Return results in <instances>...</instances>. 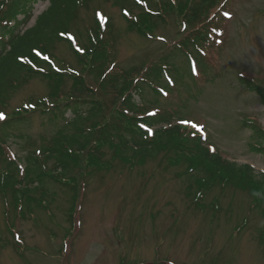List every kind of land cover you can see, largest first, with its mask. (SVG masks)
<instances>
[{"label": "rangeland", "instance_id": "rangeland-1", "mask_svg": "<svg viewBox=\"0 0 264 264\" xmlns=\"http://www.w3.org/2000/svg\"><path fill=\"white\" fill-rule=\"evenodd\" d=\"M48 8L49 0L32 4L30 15L18 19L19 32L34 26ZM128 10L140 15L137 0H91L76 7L68 35L87 49L88 27L97 23L107 28L100 22L103 15L113 26L115 53L108 66L114 62L116 69L152 71L155 59L190 39L205 20L184 27L181 16L171 15L166 24L144 36L129 29ZM208 13L218 19L210 20L214 26L209 46L194 56L198 73L178 57L166 71L171 80L164 75L161 81L167 93L147 85L136 99L146 106L143 112L157 109L159 115L172 114V124L188 121L182 122L186 130L202 134L213 153L264 174V152L255 147L264 137V104L248 85H264V0H219ZM49 51L61 68L67 64L81 75L89 71L68 42L57 41ZM96 74L92 70L86 76L92 86ZM242 76L248 84L240 81ZM70 85L66 80L63 93ZM53 91L48 78L37 75L6 93L8 102L0 109L9 116L25 103L37 107L28 127L10 132L8 155L24 161L27 154L41 149L43 140L66 127L64 120L50 122L41 114L40 101L46 97L52 101ZM102 102L108 110L115 108L106 97ZM102 151L113 162L111 167L105 161L96 169L84 164L82 169L90 173H83L74 189L47 185L46 199L32 204L24 215L21 205L16 210L10 198L0 194V264H264V211L254 207L249 191L233 186L223 190L220 185L200 198L196 177L205 174L187 170L183 174L186 165L169 164L166 152L131 169L113 159L114 149L104 146ZM9 224L20 233L22 243H13Z\"/></svg>", "mask_w": 264, "mask_h": 264}, {"label": "trees", "instance_id": "trees-1", "mask_svg": "<svg viewBox=\"0 0 264 264\" xmlns=\"http://www.w3.org/2000/svg\"><path fill=\"white\" fill-rule=\"evenodd\" d=\"M39 1L0 0V107L7 104L9 98L6 93L9 90L31 77L41 75L48 78L54 87L52 101L49 100L50 104L47 105L43 103L41 114L50 122L64 120L69 125L61 126L50 140L44 141L46 144L41 148L43 160L35 152H30L21 168L20 159H12L5 145L11 131L31 124L32 114L37 109L20 107L6 120H0V194L9 197L16 210L21 205L22 210L19 211H23L24 215L28 209L32 210V204L43 202L50 192L46 186L52 183L74 189L83 173L87 176L90 173L82 169L84 164L87 168L96 169L102 168L105 161V166L111 167L113 162L105 159L102 151L104 146H108L114 149L113 159L117 158L131 169L166 152L171 158L169 164L186 165L183 174L186 170L205 174L196 177L200 198L216 186L222 185L223 190L233 186L249 191L254 199V207L264 211V174L257 173L247 163L231 162L213 153L201 136L180 124H172L170 114L143 112L146 106L136 99V94L143 92L147 85L158 90L157 85L162 84L164 73L172 69L178 57L189 62L193 55L209 46L208 36L213 34L210 29L214 26L210 20L218 18L208 12L219 0H147L146 5L140 7V15L131 13L127 16L129 29L137 30L144 36H150V31L155 27L166 24L171 15L181 16V22L188 27L200 24L202 17L205 18L195 35L180 41L165 56L154 60L155 64L150 67L154 73L140 67L116 69L114 62L108 66L115 53L111 33L113 26L110 23L107 28L97 23L89 26L86 35L91 46L85 49L84 54L73 51L72 47L71 50L82 64L89 67L90 73L92 70L97 73L95 86L86 79L89 71L81 75L80 71L69 65L59 70L49 65L46 69L43 67L45 61L36 54V50H39L52 55L49 51L52 46L57 41H65L62 33L69 31L76 7L87 5L91 0H49V8L36 24L19 32V17L27 18L30 6ZM119 1L116 0L117 3ZM240 79L243 84L249 83L244 76ZM66 80L71 81V85L65 94L63 87ZM248 85L249 90L255 91L264 104V85ZM105 97L111 100L115 108L107 109L102 102ZM67 113L72 114L70 119H67ZM100 117H104L101 122L98 121ZM143 125L147 128H143ZM254 126L259 129V126ZM149 129L153 130L151 136ZM255 147L264 152V137L255 142ZM191 173L187 174L193 175ZM38 193L40 198L37 197ZM261 237L264 240V232Z\"/></svg>", "mask_w": 264, "mask_h": 264}, {"label": "snow or ice", "instance_id": "snow-or-ice-1", "mask_svg": "<svg viewBox=\"0 0 264 264\" xmlns=\"http://www.w3.org/2000/svg\"><path fill=\"white\" fill-rule=\"evenodd\" d=\"M225 15H228V13H225ZM3 118H4V114L0 113V119H3ZM184 123H189V122L185 121ZM192 127H202V126L193 124ZM149 133H151V129H149Z\"/></svg>", "mask_w": 264, "mask_h": 264}]
</instances>
